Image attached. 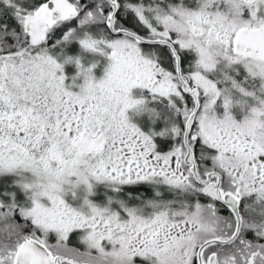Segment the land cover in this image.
I'll return each instance as SVG.
<instances>
[{"label": "snow or ice", "instance_id": "snow-or-ice-1", "mask_svg": "<svg viewBox=\"0 0 264 264\" xmlns=\"http://www.w3.org/2000/svg\"><path fill=\"white\" fill-rule=\"evenodd\" d=\"M0 264H264V0H0Z\"/></svg>", "mask_w": 264, "mask_h": 264}, {"label": "rangeland", "instance_id": "rangeland-1", "mask_svg": "<svg viewBox=\"0 0 264 264\" xmlns=\"http://www.w3.org/2000/svg\"><path fill=\"white\" fill-rule=\"evenodd\" d=\"M69 71H71V70H69Z\"/></svg>", "mask_w": 264, "mask_h": 264}]
</instances>
